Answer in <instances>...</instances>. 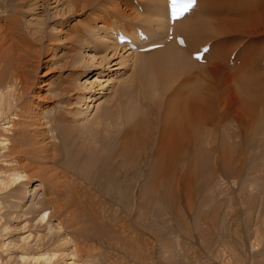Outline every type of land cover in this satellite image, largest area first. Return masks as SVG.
Returning <instances> with one entry per match:
<instances>
[{"label": "bare ground", "instance_id": "obj_1", "mask_svg": "<svg viewBox=\"0 0 264 264\" xmlns=\"http://www.w3.org/2000/svg\"><path fill=\"white\" fill-rule=\"evenodd\" d=\"M24 1L0 0V210L8 206V201L20 202L31 193L27 183L33 171L38 174L50 166L52 174L48 177L49 193L45 191L44 202L38 206L31 202L33 208L28 211L31 215L25 217L22 227L26 233L17 241L5 240L12 228L3 220L10 213L0 212V264H203L202 254L195 249L188 253L195 246L194 235L200 240V249L216 258L218 264H243L245 239L249 251H254L252 261H247L264 264V103H261L264 95L258 88L237 92L236 99L240 101L237 126L227 117L217 124L219 117L216 120L209 117L208 107L192 103L187 96L190 89L194 96L198 95L196 87L190 88V76L197 75L189 69L203 64L192 59L191 52L208 43L204 63L218 58L220 61V57H225L221 54H228L231 45H221L219 51L213 42L221 44L220 36L234 31L243 35L264 32L258 29L263 17L254 19L253 9L245 13L238 8L237 11L232 8L237 15L228 17L232 10L227 3L209 0L221 7L212 15V2L195 0L191 10L169 24L166 0H131L133 11L120 8L116 0H56L61 16L75 18L85 10L90 12L85 26L76 30L77 36L73 35L75 43L83 44L82 37H86L93 44L90 36L97 42L96 49L101 52L110 49L131 70L129 80L122 85L117 82L121 87L119 92L114 90L116 96L112 91L113 104L103 110L94 107L93 120L89 121L91 128H82L77 133L65 124V117V123L56 117L47 118V112L42 114L41 107L37 110L27 98L33 94L41 55L52 52L56 58V49L51 45L64 39L67 46L68 39L56 27L52 32L45 31L49 34L44 33V22L30 24L22 20V15L34 10L30 8L31 0ZM24 5L26 11H19ZM121 17L126 19L124 29L115 22ZM19 26L31 31L19 34ZM131 26L136 27L130 31ZM139 27L145 38L136 35ZM169 28L182 36V45L168 39ZM151 30L153 34L145 33ZM117 33L127 35L135 45L134 50L117 43ZM207 33L211 38L201 42ZM155 43L159 45L150 50L139 49ZM233 49L238 51V46ZM96 58L80 48V52L63 61L83 74L94 64H105V55L98 62ZM260 75H256L257 81L261 80ZM95 80L88 86L86 82L79 84L78 78L73 80L80 91L78 98L81 96L76 103L80 104L78 116L87 114L95 103L90 98L84 99L82 93L92 92ZM98 82V87L107 88V84ZM253 83L256 82L252 86ZM35 96L41 98L39 92ZM210 105L212 111L218 104ZM218 107L217 111L223 110ZM19 123L18 134L7 135L11 125L16 127ZM21 135L27 137L26 141L19 139ZM50 139H56V143ZM45 162L47 168H37L40 167L37 164ZM34 164L37 167L30 171ZM221 184L230 185V189L236 187L230 192L232 197L225 201L218 198L223 192L214 193L211 189ZM38 187L41 189L42 185L35 188ZM205 192H209L208 199L203 195ZM198 193H202L201 201L194 198ZM54 194L62 195L63 199ZM195 200L200 202V206L195 203L196 208L209 207L202 215V224L213 235H201L200 221L196 222L194 213ZM210 203L214 205L209 206ZM237 206L245 207L241 218L251 216V223L246 221L244 227L238 224ZM13 251L15 262L7 255ZM154 251L161 256H156V262ZM180 251L186 255L182 263L175 258ZM210 258L206 264H211Z\"/></svg>", "mask_w": 264, "mask_h": 264}, {"label": "rangeland", "instance_id": "obj_2", "mask_svg": "<svg viewBox=\"0 0 264 264\" xmlns=\"http://www.w3.org/2000/svg\"><path fill=\"white\" fill-rule=\"evenodd\" d=\"M31 1L32 2L30 4V8L31 9L33 8L34 10L31 12L27 11L26 14L22 15L23 18L21 17V19L24 21H27V23L31 22L30 24H33L32 22H35V21L36 22H39V21L44 22V28L46 29V30H44V33H48V34H49V32H45V31L52 32L51 29H54L56 27L57 29L61 30V32H60L61 36L67 34V39H68L67 43L68 44L66 46L64 44V39H63L62 41L54 42V44L51 45V46H53L54 49H56V51H55L56 55L55 56L58 55L56 58H54L52 56V54H51L52 52H47V53H44L43 55H41L40 64H39L38 70L36 72V76L34 77L35 78V80H34L35 84L33 86L34 88L31 91L33 94L32 95L28 94L27 98L28 99L30 98L29 99V100H31L30 102L31 103L33 102L32 104L36 107L37 110L41 107L42 114L47 112L46 113L47 118H55L56 117L58 120H60L63 123H65V119H66L65 124H67V125L69 124L68 126L72 132H73L72 129L77 130L78 131L77 133H79V131H81L82 128H84L85 130H88L91 128L90 122L93 120V115H94V112L96 110V108L94 110H93V108L97 107L99 110H103V107L112 105L113 101L115 100L117 89L119 92V88L124 83V81L127 79L129 80V78L131 76V74H130L131 70L129 68H126L120 62V58L118 56H116V55L113 56L110 49L105 51V52L99 51L98 48L96 49V47H98V45H96L97 42H95L94 38H91L90 36L88 37V39L91 42H94L93 44H90L87 40H85L86 37H82V38H84L83 44L86 46L85 50H84L83 44H77L73 41V35L77 36L76 30L81 29L82 25L85 26V21L88 19V13H90L89 11L85 10L86 13L81 12L80 13L81 15L75 16V18H72V17L67 18L68 15L61 16L59 14L61 8L56 3L57 2L56 0H31ZM215 1L220 3V4L227 3V5L229 7H231V10L233 8V10L237 11V8H238V10H240L241 12H245V13L250 12L253 9L254 15H255L254 19H256L258 17L260 19H262V17H263V19H264V0H227V1L226 0H215ZM24 2H28V1L25 0ZM116 2H119L120 8L125 9V10H128L130 8L132 10L131 5H130L131 0L125 1V2H128L129 4H124V1H122V0H116ZM136 2L138 4H140L141 6L145 7L144 4H142L138 1H136ZM133 4H134V2H133ZM212 4L216 5V3L214 1L212 2ZM218 6L216 5V7L213 8L214 10L212 11L213 12L212 15L216 13L217 9L221 8L220 6L219 7ZM26 8L27 7L24 5L23 8L20 9L19 11H22L24 9H25L24 11H26ZM133 8L136 9L135 4H134ZM114 10L115 11L118 10V7L116 6V4L114 6ZM139 10H141L140 6H139ZM233 10L230 12V15L228 17H232L234 15H237L236 13L234 14ZM199 14L203 15L201 13H199ZM111 15L115 16L112 13H111ZM121 19L119 20L120 22L117 19L115 22H116V24H118L117 27L119 26V27L124 29V28H126L125 27L126 19L124 17H121ZM237 19H241V18H237ZM113 20H115V19L113 18ZM123 20H125V21H123ZM70 21H71V24L68 25L67 22H70ZM251 22L252 21H250L249 24ZM79 24H80V26H79ZM70 25L72 28H70ZM110 25L113 27L114 24L111 23ZM46 26H48V27L50 26V29L46 28ZM135 27L136 26H131L130 31L134 30ZM255 27H257V25ZM140 28H142V27H139L136 29H140ZM113 29H114V27H113ZM258 29L264 30V22L260 23V25L258 26ZM17 31L19 34H23V33L30 32L31 29H25L24 27L19 26L17 28ZM101 31L102 30H100L98 32L101 33ZM96 32H97V30H96ZM148 32H151V33H148ZM145 33L153 34L154 30L153 31L152 30L151 31H145ZM229 33H231V35L228 34L225 36H220L221 37L220 41H222V42L224 41L223 44H222V42H221V44H219V42L217 43L216 41L213 42L214 48L216 50H219V51H220V49L222 50V46L228 47V45H231L230 48H228V51L225 50V51H227L228 54H226V52L221 54V56L222 55L225 56L224 59H222L220 57V61H219V58H218V60L214 59L215 61H213V60L210 61L213 65L215 63H217V66L215 65V67H212L211 64H208L210 62L203 63V64L198 63L200 65V67H198L197 69H196V67H193V70H191L192 67H191V69H189V72L190 71L194 72V70H195V72L194 73L191 72V74H195V76L197 75L196 76L197 79L195 77H193L194 75L190 76V79L192 82V83L190 82L191 83L190 88L196 87L195 90L198 92V95L194 96V94L192 93L193 89H190L187 92V96H189L192 103H203L205 105V108L208 107V110L206 109V113L208 111L209 115L208 114L207 115L209 117H212V118L214 117L213 119H215V120H216V118L221 117L220 118L221 120L219 118L217 119V121L219 120V122H217V124H220L221 121H223L222 118L225 119V117H227L229 120H234L232 122V125L235 122L234 125L237 126V124L240 123L239 120H238V122H236L237 121L236 120L237 115L239 114L237 107L239 106V103H240V101L238 102V100L236 99L237 92H240V90H242L244 88H246V89L248 88L250 90H253L254 88H258V91L261 94V96L264 95V94H262L264 89L261 88L264 86V84H262L264 82V75H263L264 74V68L261 69V61H264L263 60L264 59V39H263L264 38V35H263L264 32L263 31L255 32L253 34H248V35H243V34H241V32L237 33L236 31H234L233 33L232 32H229ZM114 35H113V39H114ZM163 36L164 35L161 33L160 38H163ZM209 38H211V36H210V34L207 33L202 38L201 42L207 41V39H209ZM242 40H244V41H242ZM246 41H248V42H246ZM256 45H257V47H256ZM69 46H70V48H69ZM117 46L121 47V45H117ZM237 46H238V51H236L235 54H237V56L239 58V64L236 65L235 67H230L229 65H227V61L225 60V58L232 51L234 52L233 48L237 47ZM80 48H81V51H83L87 54L96 55L97 56V58H96L97 62L100 60L99 58H101L102 56L105 55L106 59H105V62H103L105 64H103V65L101 64L102 66L97 65V64L95 66V64H94L91 67H89V69H86L87 71L83 72V74H81L82 73L81 70H76V69L74 70L71 67L66 66L65 65V61L67 60L66 57L68 58L70 55L77 53V52H80ZM238 52L240 55L238 54ZM123 54L125 55L126 53H123ZM107 58H108V60H107ZM63 59H65V61H63ZM213 62H215V63H213ZM219 62H220V64H219ZM113 64H115V65H113ZM208 65H209V67H207ZM242 70H243V72H242ZM210 71H212V72H210ZM236 71H238V72L241 71L242 73H238V72L236 73ZM261 72H263V73H261ZM260 73H261V75H260ZM257 74L260 75L259 78H261V80L263 78V80H262L263 82L260 79L258 80L259 82H261L260 85H259V82L257 81V78H258V77H256ZM248 75L250 77H247ZM262 75H263V77H261ZM254 76L256 77V79L254 78ZM94 77L96 80L94 79ZM75 78L79 79L78 83L81 85L84 84V82H86L85 83L86 86H88L94 80L96 82V84L94 86V90H93L94 92L93 91L92 92H87V91L82 92L84 99H85V97L90 98L91 103H93L95 101V103H93V105L91 106L92 108L90 109V111L87 114H85L86 116L82 115V114H80L78 116V114L80 112L77 108L79 107L80 104L78 105L76 103L80 102L79 99L81 98V96H80V98H78L80 91L77 89V86H76L77 83H75L76 85L73 83V80ZM97 80L101 81L100 84H107V88L105 87V89H101L100 87H98L99 82ZM117 82L121 83V85L117 86ZM250 82L251 83L256 82V83H253L254 85L252 86V84ZM214 83L216 84V86ZM206 84H208V85H206ZM255 84H256V87H255ZM248 85L250 87H247ZM213 88H215V90ZM67 89H70L71 91L68 93ZM99 89H101V90H99ZM259 89L262 90V92ZM114 90H116V92ZM213 90H214V92H213ZM112 91L115 92V93L113 92L115 94V96H114V94L112 95ZM38 92L41 95V98H36L35 94H37ZM252 92L253 91H251V94H252ZM241 93H243V92H241ZM117 94L119 95V93H117ZM111 96L114 99L111 98ZM262 97H261L262 98L261 103L262 102L264 103V101H263L264 96H262ZM237 103H238V105H237ZM215 104H218V105H215ZM222 104L226 108L221 106ZM209 105L210 106L215 105L214 107H216V108L211 111L210 109H212L213 107L209 108ZM219 105L221 107H218ZM217 107L219 108V110L221 108L223 110H220L221 112L217 111L218 110ZM82 110H84V107H82ZM215 111L218 112L220 114V116ZM61 116H63L62 119L60 118ZM64 117H65V119H64ZM83 118H85V119H83ZM20 125H21V123L18 124L19 127L18 126L14 127V125H11V127L9 128V133L7 135L12 137V135L14 136V135L18 134V132H16V131L21 129ZM218 137H219V135H217V138ZM59 138H60V136L58 135L57 139H59ZM16 139H18V138H14V140H16ZM19 139H21L22 141L23 140L26 141L27 137H25V135L24 136L21 135L19 137ZM52 142L56 143V139L53 140ZM45 163L37 164L38 166L40 165V167H37L35 165L36 164L35 163L31 167H29V169H30V171H33L35 169L34 167H37V168L43 167L42 169H44L45 167L47 168L48 165H47V163L46 164ZM42 165H44V166H42ZM49 168H51V167L48 166L47 169H44L41 173H38V174H35V171H33V173H34V174L32 173L33 177L31 179V181H29L27 183V186H28L27 188L29 191H31V193L29 195L25 196L23 199H21L20 202L18 201V199H14V198L13 199L15 201L10 200V201H8L9 204L7 202H5V204H8V206L5 205L7 208L3 207L2 210H0V212H2L4 214L10 213V216L6 215L4 220H3V222L4 221L6 223L9 222V223H7V225L12 228L11 233H8V236L5 238V240L17 241L21 236H23L26 233V230L23 229L22 227L24 225L25 217H27V216L30 217V215H31V213L28 212V211H30L29 207H30L31 202H32V204H35V206L36 205L38 206L39 204L44 202V201H42V199L44 197H46L44 194L45 191H46V194L49 193V191L47 190L48 189L47 185H48V181H49L48 177L52 174L49 172L50 171ZM38 184L42 185L41 189L39 187L35 188ZM43 185H44V188H43ZM221 185H223V184H221ZM221 185H219L218 187L217 186L212 187L211 189L214 190V193L215 192H223V194L221 193L222 196H219L218 198H219V201H222V200L225 201V199H227L228 197H232L230 195H233V194H231L230 192L233 193V191H235L236 187L232 186V189H230L231 188L230 185L229 186H225V185L221 186ZM43 194H44V197H42ZM198 194H200V193H198ZM198 194L197 195L193 194V195H195L194 198H196L197 201H201L199 198H200L202 193L199 196H198ZM203 195H204V197H206V199L209 198L208 197L209 192L208 193L205 192V193H203ZM31 196H33V197H31ZM52 196H56L59 198L63 197L60 194L59 195L54 194ZM182 199H183V197H182ZM196 200H195L194 204L196 203L198 206H200L199 205L200 202H197ZM236 201H233L232 203L238 204V202H236ZM211 203H213V201ZM196 204L194 205L195 208L197 206ZM15 205L16 206L18 205V206L16 207ZM212 205H214V204H211L209 206H212ZM4 208H6L5 211L3 210ZM30 208H33V207H30ZM195 208H194L195 218H196V222L200 221L199 222V226H200L199 231H200L201 235H207V236L213 235V233L210 232L209 230H207L205 228V226H203V224H202L203 220H204L202 215L206 210L209 209V207L208 206H207V208L206 207L205 208L204 207H201V208L198 207L199 209L196 208L197 211ZM244 208L237 206V208L235 209V212L237 213V216H238V224L241 225V227H244L246 221H249L251 223V216H245L244 215L242 218L240 217V215L244 213ZM48 210L50 212L52 211V209H48ZM23 212H25L26 215H20ZM241 220H243V222ZM55 221H56L55 219L52 220V222L54 224L56 223ZM31 224H32V222H31ZM194 232H196V231H194ZM214 233H217V231H214ZM194 234H196V233H194ZM195 236L196 235H194L195 246L193 245V247H192L193 249L191 251H189L188 253H191L195 249L197 254H202V256H201L202 262H203V264H206L207 259L210 258L211 256H209L207 252L203 251L202 248L200 249V246H199V244L201 245V243L199 242L200 240L198 238H197L198 239L197 240L195 238ZM244 237L246 238L245 234H244ZM192 241H193V238H192ZM245 243H246V239H245ZM245 243L243 245V249H245L244 252H246V254H245V261L243 264H248L249 263L248 261H250V260L252 261V259H253L252 255L254 254L253 253L254 251L253 250L249 251V249H248L249 246H247L248 244L247 243L245 244ZM14 254H15V251L7 253V255L11 256V259L14 260V262H15V257L13 256ZM184 255L185 254H182V252L180 251L178 256H176L175 258L176 259L178 258V260L180 259V263H182V262H184V259H183V258H185ZM153 256H154V260H155L154 262H156V260H158V258L161 257L159 254H156V252L153 254ZM156 256L158 258H156ZM5 257H6V254H3L2 258H5ZM246 257H247V259H246ZM251 257H252V259H251ZM211 258L209 259L211 261V264H218V261H216L217 260L216 258H214V257H211Z\"/></svg>", "mask_w": 264, "mask_h": 264}, {"label": "snow or ice", "instance_id": "obj_3", "mask_svg": "<svg viewBox=\"0 0 264 264\" xmlns=\"http://www.w3.org/2000/svg\"><path fill=\"white\" fill-rule=\"evenodd\" d=\"M178 4H183V9L182 11L187 12L191 10V7L195 4V0H169V9L171 12V16L173 19L179 18L177 14V5ZM201 51H207L206 49L201 50ZM196 59H200L201 56L200 54H197Z\"/></svg>", "mask_w": 264, "mask_h": 264}]
</instances>
